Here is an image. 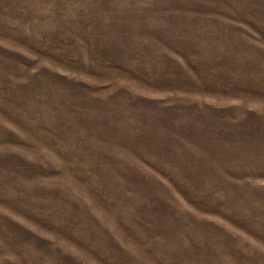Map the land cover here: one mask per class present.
<instances>
[{
    "label": "rangeland",
    "instance_id": "rangeland-1",
    "mask_svg": "<svg viewBox=\"0 0 264 264\" xmlns=\"http://www.w3.org/2000/svg\"><path fill=\"white\" fill-rule=\"evenodd\" d=\"M0 264H264V0H0Z\"/></svg>",
    "mask_w": 264,
    "mask_h": 264
}]
</instances>
